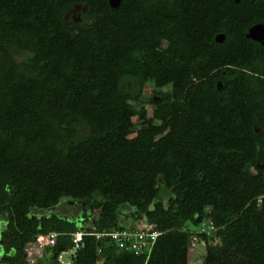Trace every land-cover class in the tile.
<instances>
[{"label":"trees","instance_id":"1","mask_svg":"<svg viewBox=\"0 0 264 264\" xmlns=\"http://www.w3.org/2000/svg\"><path fill=\"white\" fill-rule=\"evenodd\" d=\"M257 26L264 0H0V264L53 233L52 264H264ZM145 223L140 254L94 235Z\"/></svg>","mask_w":264,"mask_h":264},{"label":"built area","instance_id":"2","mask_svg":"<svg viewBox=\"0 0 264 264\" xmlns=\"http://www.w3.org/2000/svg\"><path fill=\"white\" fill-rule=\"evenodd\" d=\"M260 201H262V199H260ZM208 228L210 230L214 229L213 225L208 226ZM86 235L87 234L82 232H77L74 235L75 253H77L84 247V240ZM94 235L97 237L98 240L112 238L120 249L134 250L138 254H140L144 249L152 248L156 243L158 237L163 235V233L157 231L156 229H154V227L145 223L142 226V229L139 230V232L134 231L131 233L128 231H118L110 233H97ZM58 236L59 235L55 233L50 235H40L37 238V243L39 247L49 248L55 245Z\"/></svg>","mask_w":264,"mask_h":264},{"label":"rangeland","instance_id":"3","mask_svg":"<svg viewBox=\"0 0 264 264\" xmlns=\"http://www.w3.org/2000/svg\"><path fill=\"white\" fill-rule=\"evenodd\" d=\"M253 36L257 37L258 39L264 41V38H262V34H258L256 36V33L252 34ZM147 94H151L152 91H147ZM75 202H72L70 199H66L62 201L61 205L57 208H54L53 210H50L48 212H45V214L52 215V214H59L67 219H74L76 216H78L81 212L78 207H76ZM80 206V203H76ZM84 208V207H83ZM3 209V208H1ZM197 230V228H196ZM200 229H198L199 231ZM200 239V238H198ZM218 244V242H216ZM197 251L193 253L192 263L197 264L201 262V258L206 252L205 248L201 244V241L196 242ZM31 246H28L26 250L31 249ZM46 247L42 248H35V250L32 251L31 256H29V259L32 261V264H52V253L50 251L45 250ZM28 254V253H27ZM61 261L63 264H72L71 256H63L61 257Z\"/></svg>","mask_w":264,"mask_h":264},{"label":"water","instance_id":"4","mask_svg":"<svg viewBox=\"0 0 264 264\" xmlns=\"http://www.w3.org/2000/svg\"><path fill=\"white\" fill-rule=\"evenodd\" d=\"M113 3L116 5L118 4V0H113ZM255 34L256 33V36L258 34H262V38H264V27L263 26H257L255 28H253L251 31H250V34H249V37L254 39V40H257V41H260V42H263L262 40L258 39L257 37L253 36L252 34Z\"/></svg>","mask_w":264,"mask_h":264}]
</instances>
